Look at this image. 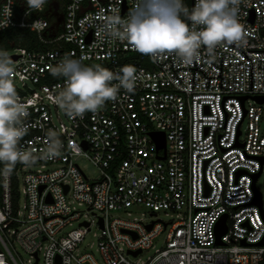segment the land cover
Here are the masks:
<instances>
[{"label":"built area","instance_id":"built-area-1","mask_svg":"<svg viewBox=\"0 0 264 264\" xmlns=\"http://www.w3.org/2000/svg\"><path fill=\"white\" fill-rule=\"evenodd\" d=\"M61 1L60 31L46 37L50 0L39 9L27 0H0V33L28 28L49 46H17L8 54L28 112L18 147L40 157L49 131L62 145L57 157L17 162L7 178L0 163V264H19L15 246L33 259L29 264H264V178L262 191L256 186L264 173V102L253 98L264 96V0L239 4L246 45L212 53L201 46L190 65L175 54L154 60L100 32L101 17L117 9L126 18L137 0ZM195 3L189 0V9ZM66 54L114 73L134 66L133 91L120 88L97 112L70 117L52 99L65 79L51 69ZM151 132L164 134L165 149ZM78 158L96 169L95 180ZM77 206L95 219V246L85 241L93 222L81 219ZM137 206L175 218L118 216Z\"/></svg>","mask_w":264,"mask_h":264},{"label":"clouds","instance_id":"clouds-1","mask_svg":"<svg viewBox=\"0 0 264 264\" xmlns=\"http://www.w3.org/2000/svg\"><path fill=\"white\" fill-rule=\"evenodd\" d=\"M45 2L27 0L28 6L35 9ZM240 2L196 0L189 9L183 0H137L126 18H121L117 9H113L112 15L101 17L104 23L100 32L127 41L134 50L154 60L166 53L175 54L184 65H190L200 59L201 46H206L212 53L220 45L247 44L246 33L238 18ZM14 71L8 54L0 51V163L4 164L5 178L10 176L17 162L31 165L38 158L57 157L62 146L56 133L49 131V143L40 157L33 154L34 150L18 147L26 134L22 118L27 117L28 112L17 94ZM51 72L53 76L65 79L63 89L52 99L70 117L97 112L106 101L117 98L120 88L133 91L137 79L132 65H125L119 73H114L99 64L85 65L68 54ZM114 80L119 83L112 84Z\"/></svg>","mask_w":264,"mask_h":264},{"label":"rangeland","instance_id":"rangeland-1","mask_svg":"<svg viewBox=\"0 0 264 264\" xmlns=\"http://www.w3.org/2000/svg\"><path fill=\"white\" fill-rule=\"evenodd\" d=\"M62 3L61 0H50L49 3V25H48V37H53L59 27L60 20H61V15H60V4ZM12 48V47H11ZM11 48L9 49H1L2 51L6 52L9 54L11 51ZM261 127L264 126V104L262 105V116H261ZM77 162L79 163L80 167L83 169V171L86 173V175L89 177L90 180H95L98 177V172L96 169L86 160L83 158H78ZM263 178H264V173H262L261 177L257 180L256 186L259 190L262 191V185H263ZM263 206H264V197H263ZM78 210H80L81 214V219H89L92 220L93 225L91 228V232L88 233L86 237V242L92 243L93 246H95L97 242V237L93 235V233L98 232V229L96 228L95 225V219L90 215L89 212L86 211L84 207L77 206L76 207ZM128 212V213H127ZM118 216L125 218V219H134L136 218L137 220H141L143 222H150L152 220L160 219L162 221H169L172 218H175V215L167 211H157V212H152L149 209L142 207V206H137L134 207L130 210L127 211H118ZM77 223H72L69 228L76 227ZM156 246H159V243L156 244ZM150 251H146L142 254V258H146L147 256L151 255ZM13 254L15 255L17 261L19 264H29L28 260L31 262L33 261L30 256L25 253L22 249H20L18 246H15L12 250ZM30 262V263H31ZM41 264V263H39Z\"/></svg>","mask_w":264,"mask_h":264},{"label":"trees","instance_id":"trees-1","mask_svg":"<svg viewBox=\"0 0 264 264\" xmlns=\"http://www.w3.org/2000/svg\"><path fill=\"white\" fill-rule=\"evenodd\" d=\"M183 2L184 5L189 8V0H183ZM59 31L60 28L57 29L55 34H57ZM47 32L45 34L46 37H48ZM17 46L25 47L27 49H36V50H41V49L43 50L49 47L40 40L36 32L31 31L28 28L12 27L0 33V50L9 49L11 47H17ZM12 188H13L12 190L13 202L16 203V201L18 200V194L16 190L17 182L14 176L12 179Z\"/></svg>","mask_w":264,"mask_h":264},{"label":"water","instance_id":"water-1","mask_svg":"<svg viewBox=\"0 0 264 264\" xmlns=\"http://www.w3.org/2000/svg\"><path fill=\"white\" fill-rule=\"evenodd\" d=\"M253 98L259 103L264 102V96H254ZM245 99H246V96H242L241 97L242 101L245 100ZM150 134L153 137V139L155 140L157 148L158 149L159 148L165 149V137H164V134L162 132H151ZM257 176H258V173L254 176V178H256ZM256 202L258 204H260L259 194L256 197ZM225 218H226V215L223 216L221 224L218 225V227L216 228V235H217V243L218 244H221L220 235L222 234V232L225 231V225H224ZM150 227H151V225L148 226V229H150ZM260 244H264V239L260 242ZM136 253L137 252H134L133 255H135Z\"/></svg>","mask_w":264,"mask_h":264}]
</instances>
